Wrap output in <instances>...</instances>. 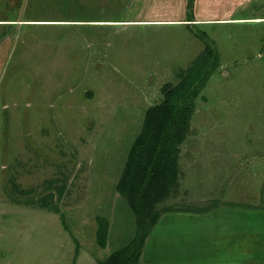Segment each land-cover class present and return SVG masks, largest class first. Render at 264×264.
<instances>
[{
	"label": "rangeland",
	"instance_id": "rangeland-1",
	"mask_svg": "<svg viewBox=\"0 0 264 264\" xmlns=\"http://www.w3.org/2000/svg\"><path fill=\"white\" fill-rule=\"evenodd\" d=\"M262 2L195 25L179 22L195 17L186 0H0V264H98L129 245L117 185L145 112L207 44L219 68L194 99L178 186L229 188L237 157L264 156Z\"/></svg>",
	"mask_w": 264,
	"mask_h": 264
},
{
	"label": "crops",
	"instance_id": "crops-1",
	"mask_svg": "<svg viewBox=\"0 0 264 264\" xmlns=\"http://www.w3.org/2000/svg\"><path fill=\"white\" fill-rule=\"evenodd\" d=\"M199 3L206 4L208 15L200 14ZM240 3L243 0H194L195 17L188 23L230 22L233 5ZM198 157L193 165L202 163ZM237 160H248L249 166L240 164L236 173L228 172L229 188L221 184L217 192L212 184L202 191L203 183L195 187L182 175L176 189L181 201L157 208L159 220L136 264H264V156Z\"/></svg>",
	"mask_w": 264,
	"mask_h": 264
},
{
	"label": "trees",
	"instance_id": "trees-1",
	"mask_svg": "<svg viewBox=\"0 0 264 264\" xmlns=\"http://www.w3.org/2000/svg\"><path fill=\"white\" fill-rule=\"evenodd\" d=\"M193 1H187L189 15ZM191 21L189 18L187 22ZM202 36L205 34L201 33ZM218 68L219 54L207 44L191 65L178 74L179 82L162 89V102L146 110L140 134L117 185L135 214L138 233L129 245L98 264H136L139 260L144 242L161 214L157 204L178 188L179 146L188 131L194 99ZM100 223L98 240L103 245L107 223L102 219Z\"/></svg>",
	"mask_w": 264,
	"mask_h": 264
}]
</instances>
